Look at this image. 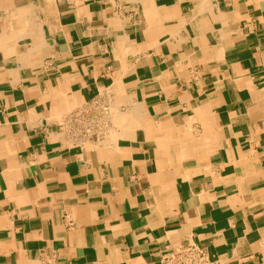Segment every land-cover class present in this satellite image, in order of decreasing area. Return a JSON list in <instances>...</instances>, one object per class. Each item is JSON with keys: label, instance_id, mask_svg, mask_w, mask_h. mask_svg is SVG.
Returning a JSON list of instances; mask_svg holds the SVG:
<instances>
[{"label": "crops", "instance_id": "obj_1", "mask_svg": "<svg viewBox=\"0 0 264 264\" xmlns=\"http://www.w3.org/2000/svg\"><path fill=\"white\" fill-rule=\"evenodd\" d=\"M264 264V0H0V264Z\"/></svg>", "mask_w": 264, "mask_h": 264}, {"label": "built area", "instance_id": "obj_2", "mask_svg": "<svg viewBox=\"0 0 264 264\" xmlns=\"http://www.w3.org/2000/svg\"><path fill=\"white\" fill-rule=\"evenodd\" d=\"M160 264H217L196 246H187L169 253Z\"/></svg>", "mask_w": 264, "mask_h": 264}]
</instances>
